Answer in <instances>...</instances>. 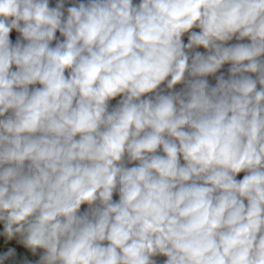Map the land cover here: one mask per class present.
<instances>
[{
    "label": "clouds",
    "instance_id": "clouds-1",
    "mask_svg": "<svg viewBox=\"0 0 264 264\" xmlns=\"http://www.w3.org/2000/svg\"><path fill=\"white\" fill-rule=\"evenodd\" d=\"M0 264H264V0H0Z\"/></svg>",
    "mask_w": 264,
    "mask_h": 264
}]
</instances>
